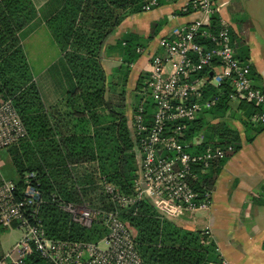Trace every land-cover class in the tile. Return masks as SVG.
<instances>
[{"label": "trees", "instance_id": "16d2710c", "mask_svg": "<svg viewBox=\"0 0 264 264\" xmlns=\"http://www.w3.org/2000/svg\"><path fill=\"white\" fill-rule=\"evenodd\" d=\"M146 1H48L44 21L65 65L67 88L61 101L46 107L21 42V31L40 13L32 0H0V100L11 101L27 134L17 145L6 149L14 177L4 179L0 174V184L2 180H9L21 191L25 186L24 177L34 175L30 183L39 189L43 201L38 207V218L49 238L96 242L107 232L97 222L90 229H84L60 209V202L82 204L90 200L74 166L95 164L98 175L113 185L121 196L134 194L138 166L127 125L126 84L130 66L142 56L136 49L145 48V42L156 37L162 23H152L146 39L128 33L117 43L122 62L114 72L118 76L116 84L106 76L101 54L107 38L127 16L143 12ZM238 57L248 59L241 51ZM251 76L257 79L253 70ZM146 77L145 74L139 76L136 91L141 92L146 87ZM229 91V86L220 93L210 87L205 98L219 96V101L212 110L202 113L188 125L187 139L203 134L204 145L230 144L237 149L238 132L227 125L230 119L226 114L230 111L234 112L231 118L238 119L244 127L247 142L264 130V127L247 123V118L255 111L252 105L241 103L236 109L231 107L226 97ZM136 98L135 110L144 100L146 123H151L154 108L150 97L136 95ZM238 110L242 117L237 114ZM208 115L212 116L213 123L207 121ZM214 120L219 125H215ZM224 162L213 165L196 182H191V187L199 193L212 191ZM92 172L89 171L87 179L93 178ZM103 199L107 197L104 195ZM113 205L108 203L105 209ZM159 218L147 200L126 207L120 214V220L129 231H135V238H132L143 264H210L217 261L215 244L206 243L202 231L186 230ZM5 230L0 228V235ZM2 256L0 247V259ZM26 264L47 263L33 255L26 259Z\"/></svg>", "mask_w": 264, "mask_h": 264}, {"label": "built area", "instance_id": "2783aa9c", "mask_svg": "<svg viewBox=\"0 0 264 264\" xmlns=\"http://www.w3.org/2000/svg\"><path fill=\"white\" fill-rule=\"evenodd\" d=\"M163 1L177 0H147L142 10L151 11ZM180 12L196 17L171 28L158 40L157 49L147 55L146 87L140 94L150 97L154 113L147 124L142 100L132 117L130 132L138 163L134 194L121 196L96 174L97 186L107 201L121 209L140 200L149 201L157 209L166 203L174 214L210 207L212 191L199 193L190 183L235 152L230 144L204 145L203 134L186 138L188 125L219 101V96L205 98L210 87L220 93L229 86L227 100L236 103L235 109L241 103L252 105L255 111L247 118L249 123L264 127V90L252 80L251 61L237 56L230 26L218 16L214 0H189ZM136 53L145 54L146 49L138 48ZM237 113L242 114L240 110ZM26 137L11 101L0 100V151ZM32 178L33 174L24 177L21 191L14 182L1 181L0 228H16L22 235L9 253H3L0 264H26L33 255L47 264H143L118 212L93 209L86 202H60L59 207L84 229L96 222L102 225L105 235L96 242L49 238L38 218V207L43 201L39 189L30 183ZM210 264L231 263L219 256Z\"/></svg>", "mask_w": 264, "mask_h": 264}, {"label": "crops", "instance_id": "0c3cea01", "mask_svg": "<svg viewBox=\"0 0 264 264\" xmlns=\"http://www.w3.org/2000/svg\"><path fill=\"white\" fill-rule=\"evenodd\" d=\"M32 1L40 14H38L35 21L21 31V36L22 33L32 35L35 30H30V28L34 25L46 28L44 18L47 15L46 5L49 0ZM188 1H163L151 11L129 15L106 40L101 54V63L106 76L111 78L112 84H116L118 76L114 75V72L122 62L121 51L117 43L128 33L136 34L146 39L150 33L152 23L158 21L162 23L156 37L145 42L146 47L143 49H146V53L142 54L130 66L125 94L129 130L136 104L134 103V107L130 109L128 101L135 96L136 83L139 76L147 72V55L157 49L158 40L168 33L171 28L195 19L196 14H183L180 12V9ZM214 5L218 9V16L223 18L230 26L236 50L247 55V58L252 63V70L256 74V81L264 90V37L256 34L259 24L256 18L262 12L264 5L260 3L259 7L255 3L254 9L250 5L249 8L253 13L247 10L248 17L253 23V29L238 27L232 22L236 18L234 17L235 13L229 8V0H214ZM173 16L175 17L172 18ZM28 37L25 39L27 40ZM48 39L51 46L53 44L54 46L56 45L52 41L50 33ZM56 48H58L57 45ZM62 78L63 80H61L59 86L52 83L53 85L50 84L52 87L49 89L45 79L34 76L42 101L46 107L53 106L63 99L67 83L64 74ZM128 112L130 115H128ZM233 121L229 120L228 123L238 132L240 138L239 146L221 167L212 188L211 206L204 211L207 213L206 218L200 219V221L194 220V212H192L188 214V219H182V213H171L168 204L164 205L162 209L153 208L159 210L160 214H166V218L169 221L183 229L202 231L206 238V243L212 241L215 244V253L218 257L227 259L231 264H264V130L257 134L251 142H247L245 140L244 127L237 122L234 126ZM135 147L136 145L134 146L136 158ZM79 169L88 173L90 170L93 171V180L96 181L98 179L95 164L74 166L75 173ZM176 221L182 223L184 227L176 223ZM198 223L201 225L199 229L197 228Z\"/></svg>", "mask_w": 264, "mask_h": 264}, {"label": "rangeland", "instance_id": "374dc122", "mask_svg": "<svg viewBox=\"0 0 264 264\" xmlns=\"http://www.w3.org/2000/svg\"><path fill=\"white\" fill-rule=\"evenodd\" d=\"M229 1H230L229 8L235 13L234 17L236 18V20L231 19L232 22H234L235 25L238 27H242V28L248 27V28L253 29V23L248 17L247 10L253 13L252 10L249 8V6L251 5L252 9H254L255 3H256L260 7V3L264 5V0H229ZM256 20L259 22L256 34L259 36L262 35L264 37V8L262 12H260V14L257 16ZM31 29L35 30L32 35H28L29 33L28 34L22 33V36H21L22 42H23L22 45L24 47L28 62L30 64L31 71L35 77H38V78L42 77L43 79H45L48 84L49 89L52 87L53 84L59 86V84L61 83V80H63L62 78L64 74L63 70L65 69L64 63L61 62L62 59L60 56V51L58 48H56V45L54 46L53 44V46H51L49 39H48L49 31L47 28L34 25L30 28V30ZM27 37L28 39L26 40L25 38ZM238 55H239V52L237 51V56ZM253 79L254 77H252V80ZM253 81L257 85V87L261 88V85H258V82L256 80H253ZM50 84L52 85L50 86ZM140 93L141 92L139 91H135V96L129 99L128 106L130 107V109H132L134 105L136 104L137 102L136 95L141 96ZM231 107L235 109L236 103H232ZM233 113H234L233 111L228 112L226 114V117L230 120H234L233 122L235 126L236 122L239 124V120L237 119L236 121V119L231 118L233 117ZM128 115H130L129 112H128ZM238 115L242 117V114L241 115L238 114ZM206 118H207V121L209 122L213 121L212 116L210 115H208ZM214 121H215V125H219L218 124L219 122L217 123L216 120ZM247 123H249L248 119H247ZM227 125L230 128H232V126L229 123ZM252 126L254 127V125ZM247 134H249V132H247ZM0 174L2 178L4 179H9V178L14 177V170H13L9 155L7 154L6 150L0 151ZM76 175L78 179L84 182V184L83 183L81 184V187L88 194V197L90 196L89 197L90 200H85L84 202H86L91 208L95 207V209L100 208L104 211H116L118 212L119 217H120V214L124 211L125 208L119 209L117 205H113V208L105 209L106 208L105 205L108 204L109 202L107 201V199H103V201L101 200V198L104 197V194L100 190V187L97 186V181L93 180V178H91V180H89V178L87 179L89 175L88 172L83 171L82 169H79L76 171ZM77 178H76V181L78 180ZM147 202L152 206V204L149 201ZM164 205H166V203H164ZM204 211L205 210L194 211V220L200 221V219L206 218L207 213ZM156 212L159 215L160 220L169 221L166 218V214H160L159 210H156ZM181 213H182L181 215L183 216L182 219H188V214L192 212L184 211ZM176 223L184 227L182 223H179L178 221H176ZM197 228L198 229L201 228V225L199 223L197 225ZM130 231H131L133 238H135V235H136L135 231L133 229H130ZM21 235H22V232L16 228L6 229L0 235V247H1L2 252L4 254L9 253V251L19 241V239L21 238Z\"/></svg>", "mask_w": 264, "mask_h": 264}]
</instances>
